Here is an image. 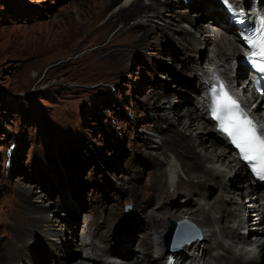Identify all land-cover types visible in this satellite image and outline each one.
Listing matches in <instances>:
<instances>
[{
    "label": "rangeland",
    "instance_id": "374dc122",
    "mask_svg": "<svg viewBox=\"0 0 264 264\" xmlns=\"http://www.w3.org/2000/svg\"><path fill=\"white\" fill-rule=\"evenodd\" d=\"M122 2L116 0L92 26L104 5L101 0H0V242L9 234L11 219L6 220V213L19 197L20 186L34 190V198L41 199L55 219L76 209L71 226L80 224L79 238L81 225L94 210L103 226L101 217L109 214L108 207L129 214L133 207L122 190L131 183H145L154 159L140 145L142 139L132 136L147 135L141 131L147 129L145 118L151 115L144 106L152 102L146 89L159 82L167 94L187 93L189 101L183 106L192 105L195 94L187 80L210 48L200 43L198 50H185L177 40L163 38V44L146 50L123 44L103 49L123 20L108 31L98 26ZM190 2H179L177 9L191 18L175 16L189 29L188 40L192 26L217 27L213 14L201 4L191 7ZM159 3L166 5L164 0ZM148 9L140 10L131 22L140 20L139 14L146 15ZM201 12L206 16L200 24ZM123 36L120 41L126 39ZM194 84L199 87L196 77ZM143 214L136 210L132 222L143 220ZM110 216L111 221L117 218ZM124 220L121 215L111 230L102 227L115 235L111 241L121 237ZM128 237L126 250L133 254L141 233ZM70 247L79 253L76 246ZM78 258L69 256L71 262ZM49 260L45 257L33 264Z\"/></svg>",
    "mask_w": 264,
    "mask_h": 264
},
{
    "label": "bare ground",
    "instance_id": "6f19581e",
    "mask_svg": "<svg viewBox=\"0 0 264 264\" xmlns=\"http://www.w3.org/2000/svg\"><path fill=\"white\" fill-rule=\"evenodd\" d=\"M101 1L104 5L95 14L92 26L105 16L116 0ZM159 1L162 2L123 0L98 26L99 30L108 31L117 20H123L122 27L113 33L103 49L123 44L130 49L133 46L146 50L163 44V38L177 40L184 44L185 50H198L200 43H206L210 48L204 61L194 66L193 77L187 80L188 88L195 94L192 105L183 106L189 101L187 93L181 97L167 94L160 90L159 82L150 83L151 89H146L147 100L152 99V102L145 103L147 108L144 110L151 115L145 118L149 119L145 124L147 129L141 131L147 135L134 133L132 136L142 139L140 145L148 149L154 159L145 183H131L122 190L129 198L132 211L128 214L105 204L109 214L100 216L106 222L105 226L95 216L98 211L94 210L81 225L79 238L80 224L76 222L71 226L76 209L66 218L55 219L42 200L34 198V190L20 186L19 197L6 213V220H11L7 221L9 234L6 238L3 235L5 241L0 242V264H33L45 257L50 258L46 264H163V259L173 264H264V182H245L249 176L247 166L236 156L211 119L202 96L204 83L213 76L233 83L235 72L245 73L237 27L230 22L226 5L220 0H191V7L201 4L207 13L213 14L217 27L202 25L196 29L192 26V40H188L186 32L189 29L181 26L180 19L175 17L191 18L190 13L177 9L179 2L185 0H164L167 6H159ZM230 1L248 17H264V8L263 11L258 9L259 0ZM250 6L257 13H248ZM145 8L150 11H145L146 15L139 14L141 19L131 22L133 16ZM199 14H202L199 15L201 24L206 15ZM121 35L126 39L120 41ZM153 39L156 41L152 42ZM195 77L199 87L194 86ZM253 111L264 119L261 102ZM160 122L165 125L159 127ZM136 210L145 214L140 222H132ZM110 215L125 217L121 237L114 241L111 240L115 235L107 234L102 228L115 224L117 218L111 221ZM171 219L190 220L200 229L202 238L186 242L177 254L168 252L165 234ZM65 225L72 236L67 235ZM131 233H141L133 254L126 250L130 246L127 242ZM71 245L76 246L79 253L72 251ZM69 256L71 260L76 256L79 258L71 262Z\"/></svg>",
    "mask_w": 264,
    "mask_h": 264
},
{
    "label": "snow or ice",
    "instance_id": "6c2138e0",
    "mask_svg": "<svg viewBox=\"0 0 264 264\" xmlns=\"http://www.w3.org/2000/svg\"><path fill=\"white\" fill-rule=\"evenodd\" d=\"M222 2L230 11L232 10L229 0H222ZM243 38L252 47L254 55L249 59L253 67L261 73V78L264 79V18L254 35ZM257 53H259V61L256 58ZM260 90L264 94V88ZM216 97L212 107L213 116L221 121L222 131L232 138L233 143L240 149L242 158L250 163L256 161L252 164L253 171L260 179H264V131H262L264 125H258L248 118L247 114L240 109L238 102L223 91V85L220 91L216 92ZM221 100H223L222 103ZM241 116L244 117L243 120L240 119Z\"/></svg>",
    "mask_w": 264,
    "mask_h": 264
},
{
    "label": "water",
    "instance_id": "95a60500",
    "mask_svg": "<svg viewBox=\"0 0 264 264\" xmlns=\"http://www.w3.org/2000/svg\"><path fill=\"white\" fill-rule=\"evenodd\" d=\"M200 229L190 220L171 219L165 234V245L168 249L180 250L186 242L200 236Z\"/></svg>",
    "mask_w": 264,
    "mask_h": 264
}]
</instances>
